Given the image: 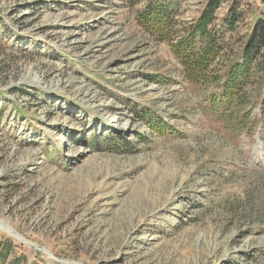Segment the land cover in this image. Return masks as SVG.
<instances>
[{
    "label": "rangeland",
    "instance_id": "rangeland-1",
    "mask_svg": "<svg viewBox=\"0 0 264 264\" xmlns=\"http://www.w3.org/2000/svg\"><path fill=\"white\" fill-rule=\"evenodd\" d=\"M148 1L0 0V264H264V0H211L200 73L210 0L170 41Z\"/></svg>",
    "mask_w": 264,
    "mask_h": 264
},
{
    "label": "trees",
    "instance_id": "trees-1",
    "mask_svg": "<svg viewBox=\"0 0 264 264\" xmlns=\"http://www.w3.org/2000/svg\"><path fill=\"white\" fill-rule=\"evenodd\" d=\"M218 3H212L211 0L208 2L206 8L202 11L198 19L195 21L194 26L189 29V32L186 36L180 37L177 39L176 43L172 44V47L174 49L175 55L178 58H182V54L186 53L188 54L186 59L184 61L186 64H190L189 68L194 73H200L204 71V69L207 68V66L216 58V53L213 52L210 48L206 47L200 54L199 57H193V54H191L189 51L192 47L195 45L194 38L196 36H205L207 33L208 27L211 25L213 20V15L215 13V9L217 8ZM170 4L165 3V0H157V1H148L145 3L144 10L138 14V20L141 26L148 32L149 34H154L158 37H160L163 40L170 41V38H168V35L171 33V28L173 26L172 23V15L173 13L168 11V6ZM254 33L252 32L251 37L249 38V41L247 45L241 50L240 58L242 59L241 64H237V62H234L229 65V71H226L225 77H223V84L224 86H221V94L226 95L230 97L231 94L226 92V87L229 85L228 81V75L230 72H235L236 68L238 67L240 70H243V72L246 71L248 67V55H251V44H253L256 41V37L254 38ZM260 47L262 48L264 46V27L262 28L260 32ZM190 42V43H189ZM232 88H229V92L231 93ZM261 106L264 105V102H261ZM261 114H264V110L261 111ZM144 118L147 120L146 112L144 113ZM149 120V125H152L154 130L157 131H168L170 127L163 122L158 121H151Z\"/></svg>",
    "mask_w": 264,
    "mask_h": 264
}]
</instances>
